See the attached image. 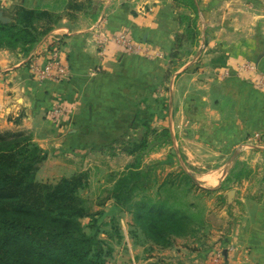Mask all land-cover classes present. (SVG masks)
Returning <instances> with one entry per match:
<instances>
[{
  "label": "crops",
  "instance_id": "1",
  "mask_svg": "<svg viewBox=\"0 0 264 264\" xmlns=\"http://www.w3.org/2000/svg\"><path fill=\"white\" fill-rule=\"evenodd\" d=\"M65 5L66 0H0V13L11 19L18 7L54 6L63 13ZM83 14L74 21L63 15L28 52L0 49V130L29 131L51 156L73 152L98 159L135 119L133 106L144 104L151 92L162 102L163 76L185 29L181 17L195 18L197 43L169 90L172 130L185 138V167L207 169L191 176L197 190L216 191L228 209L222 264H264V175L231 176L239 161L255 169L252 159L264 158V0H94ZM123 32L141 45L140 52L129 54L109 41ZM53 36L66 41L70 81L37 83L30 63L46 61ZM39 93L43 100H37ZM56 105L66 113L51 119L47 112ZM193 145L201 146V157ZM59 158L49 157L41 168L62 164Z\"/></svg>",
  "mask_w": 264,
  "mask_h": 264
},
{
  "label": "rangeland",
  "instance_id": "2",
  "mask_svg": "<svg viewBox=\"0 0 264 264\" xmlns=\"http://www.w3.org/2000/svg\"><path fill=\"white\" fill-rule=\"evenodd\" d=\"M69 1L66 0L63 13V8L57 6L48 10L55 20L57 16L63 17L67 13ZM78 1L85 3V9H70L69 15H66L70 21L83 16L94 2ZM183 5L191 7L187 2H183ZM87 14L91 18V11ZM59 21L60 19L55 25ZM181 23L182 26L185 25V29L178 36L183 35L185 38L178 45L175 42L177 46L163 76L162 102L157 103L154 96L159 95L151 92L144 104L133 106L135 119L129 122V128L109 146L108 153H102L98 159L93 160L94 156L90 154H86L85 159L73 152H55L52 156L45 153L46 160L50 157L51 161H56L54 158L60 157L62 164L53 162L49 167L41 168L43 162L35 173L36 181L41 184H56L62 178L83 176L84 186L79 194L89 216L81 219L80 223L84 233L101 243L107 264H208L207 254L214 249L210 254L212 258L215 249L219 250V245L226 241L228 235L230 215L227 208L222 209L223 202L219 200L217 192L210 189L199 192L197 182L186 176H195L207 169L201 166L191 167L188 163L186 166L189 168L185 167V138L175 136L172 130L171 113H175L169 100L170 86L174 75L179 70L182 71L183 60L187 59L197 43L193 35L199 33L195 18L189 20L185 14L181 17ZM189 23L192 24V34L188 41ZM187 43L189 44L185 48ZM32 63L33 60L30 64ZM195 69L198 70L199 67ZM194 130L200 133L199 129ZM10 131L26 132L33 139L32 133L27 130ZM196 141L200 144L202 138ZM255 144L259 146L260 142H252V145ZM191 148L200 153L198 157L202 156L200 145H193ZM76 158L80 160L76 161ZM252 160L255 162V169L249 168L245 163L246 159H243L235 169H231V176L240 178L253 174L264 175V158ZM249 162L251 163V159ZM186 169H189V174ZM135 172L140 175L132 180ZM63 175L65 176L62 177ZM130 181L135 182V189L122 192L121 200L117 201L114 198L119 193L117 187L122 182ZM151 202L161 203L178 213L173 221L166 220L163 216L155 219L154 225L158 229L156 237L151 230L154 227L151 218L137 219L139 205ZM166 227L174 228L177 233L168 232ZM154 238L160 242H155Z\"/></svg>",
  "mask_w": 264,
  "mask_h": 264
},
{
  "label": "trees",
  "instance_id": "3",
  "mask_svg": "<svg viewBox=\"0 0 264 264\" xmlns=\"http://www.w3.org/2000/svg\"><path fill=\"white\" fill-rule=\"evenodd\" d=\"M70 9L83 11L85 3L70 0L67 16ZM54 18L48 10L18 7L11 22H0V49L21 47L28 52L62 17ZM191 23L188 36L192 34ZM197 35L193 36L197 39ZM184 38L177 36V45ZM45 160L43 149L26 132L0 130V264H107L101 243L84 233L80 223L89 216L79 194L83 176L62 178L56 184L38 183L35 173ZM135 173L132 180L140 175ZM135 187L133 181L120 183L114 198L120 201L122 192ZM139 206L137 219L151 218L155 237L156 218L173 221L178 215L161 203ZM166 228L177 233L172 227ZM154 241L160 242L157 238Z\"/></svg>",
  "mask_w": 264,
  "mask_h": 264
},
{
  "label": "built area",
  "instance_id": "4",
  "mask_svg": "<svg viewBox=\"0 0 264 264\" xmlns=\"http://www.w3.org/2000/svg\"><path fill=\"white\" fill-rule=\"evenodd\" d=\"M109 41L122 47L125 52L129 54H136L142 50L141 45L136 44L131 37L124 32L111 35ZM65 44L66 41L62 36L51 37L49 42V55L46 61L41 65L36 61L30 64V71L33 74V80L35 82L65 83L70 81L71 73L69 62L65 56ZM65 113L66 110L63 106L56 105L47 112V115L51 119H58ZM222 261L223 251L215 250L211 258V264H222Z\"/></svg>",
  "mask_w": 264,
  "mask_h": 264
},
{
  "label": "water",
  "instance_id": "5",
  "mask_svg": "<svg viewBox=\"0 0 264 264\" xmlns=\"http://www.w3.org/2000/svg\"><path fill=\"white\" fill-rule=\"evenodd\" d=\"M0 22L9 23V22H11V19L4 17L3 14L0 13ZM43 99H44V94L43 93H39L38 96H37V100H43ZM233 195H234V191L233 190H230L227 193V197L229 198L230 201L233 198Z\"/></svg>",
  "mask_w": 264,
  "mask_h": 264
}]
</instances>
